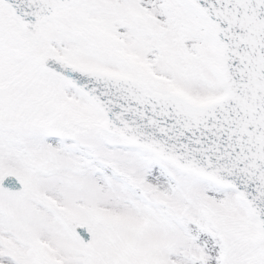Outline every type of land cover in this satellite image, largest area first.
<instances>
[{
    "label": "snow or ice",
    "instance_id": "1",
    "mask_svg": "<svg viewBox=\"0 0 264 264\" xmlns=\"http://www.w3.org/2000/svg\"><path fill=\"white\" fill-rule=\"evenodd\" d=\"M0 264H264V0H0Z\"/></svg>",
    "mask_w": 264,
    "mask_h": 264
}]
</instances>
